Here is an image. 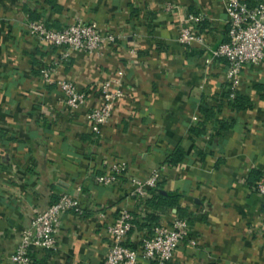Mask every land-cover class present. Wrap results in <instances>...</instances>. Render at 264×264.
<instances>
[{"label":"crops","instance_id":"crops-1","mask_svg":"<svg viewBox=\"0 0 264 264\" xmlns=\"http://www.w3.org/2000/svg\"><path fill=\"white\" fill-rule=\"evenodd\" d=\"M252 5L258 0H248ZM205 45L178 40L184 19ZM82 18L118 39L100 54L64 50L32 36L28 22L62 29ZM226 0H0V264H12L23 230L61 193L77 196L83 214L64 216L57 250L32 248L33 264H103L108 228L122 209L133 215L128 244L150 233L149 189L178 194L188 235L167 264H264V67L246 65L227 97L225 60L213 51L228 40ZM87 92L68 107L40 69L53 66ZM125 70L124 93L100 133L89 110L101 104V83ZM235 96V95H234ZM243 105V107H242ZM181 149L184 157L169 163ZM113 161L125 171L100 184ZM159 171L156 187L134 196V181ZM177 207L160 222L180 217Z\"/></svg>","mask_w":264,"mask_h":264},{"label":"built area","instance_id":"built-area-1","mask_svg":"<svg viewBox=\"0 0 264 264\" xmlns=\"http://www.w3.org/2000/svg\"><path fill=\"white\" fill-rule=\"evenodd\" d=\"M228 40L221 43L213 54L225 60L227 77L232 90L241 81L246 65L264 67V0L250 6L246 0H226ZM202 15L189 14L180 27L178 40L187 46L205 45L204 36L193 29L200 22ZM29 33L47 45L57 46L64 50V56L73 51H85L100 54L113 45L118 36L111 31H103L96 24L82 18L62 29H54L44 22L30 20ZM53 66L40 69V77L47 85L55 84L63 94L65 104L77 109L84 105L87 92L78 89L68 79H55ZM125 70L118 69L112 76L101 83V104L89 110L88 117L94 133H100L114 112L117 101L123 96ZM234 93H232L233 96ZM127 167L124 161H113L105 175L96 176L103 185H112ZM159 171L154 170L150 177L134 181V196H145L148 187H156ZM257 191L264 200V173L258 184ZM69 212L83 214V208L77 196L61 193L46 208L35 211L30 224L23 230L14 252L9 256L12 264H33L30 250H57L58 234L64 223V216ZM133 215L128 208L121 210L116 222L109 226L110 243L103 264H167L174 258L181 241L188 235L189 221L187 218L174 217L161 222L154 228L152 235L142 234L138 243L132 247L128 244V236L132 230ZM264 231V220L261 226Z\"/></svg>","mask_w":264,"mask_h":264},{"label":"trees","instance_id":"trees-1","mask_svg":"<svg viewBox=\"0 0 264 264\" xmlns=\"http://www.w3.org/2000/svg\"><path fill=\"white\" fill-rule=\"evenodd\" d=\"M259 1V0H258ZM246 2L250 5L253 6L255 4H251L248 0H246ZM229 87L231 88V85L229 84ZM234 92V91H233ZM232 92V88L227 92V97H229L231 95ZM235 95V96H234ZM248 101V98L241 94V93H237L233 94V98H231V102L233 106H240L241 102H246ZM243 107V105H242ZM184 157V152L181 149H177L176 152H174L173 154H171L168 157V162L169 163H177L179 161H181ZM150 191V195L148 196V198L145 200L146 203L150 206V208L152 209V212L148 215L147 217V221L152 225L151 228V232L148 233L149 235H152L154 228L156 226H158L161 222H160V213L166 211L167 209H170L172 207H177L178 208V212L180 213V217L183 218L184 211L183 208H181L180 203H179V196L178 194H173L172 192H163L162 190H157L156 188H152L149 189ZM134 218L132 219V223H133ZM133 229V227H132Z\"/></svg>","mask_w":264,"mask_h":264},{"label":"water","instance_id":"water-1","mask_svg":"<svg viewBox=\"0 0 264 264\" xmlns=\"http://www.w3.org/2000/svg\"><path fill=\"white\" fill-rule=\"evenodd\" d=\"M164 193L166 192V191H163Z\"/></svg>","mask_w":264,"mask_h":264}]
</instances>
